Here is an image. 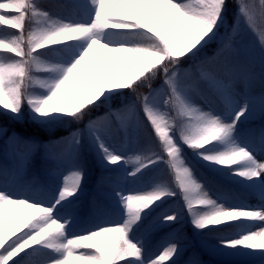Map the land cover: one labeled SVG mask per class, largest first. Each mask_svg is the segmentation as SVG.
Instances as JSON below:
<instances>
[{
  "label": "snow or ice",
  "instance_id": "snow-or-ice-1",
  "mask_svg": "<svg viewBox=\"0 0 264 264\" xmlns=\"http://www.w3.org/2000/svg\"><path fill=\"white\" fill-rule=\"evenodd\" d=\"M89 3L93 9L90 20L65 22L40 11L35 0H0V25L19 30V34L0 35V52L17 57L10 62L0 60V116L20 120L28 114L45 124L83 125L47 144L24 139L15 131L9 135V129L0 126V136L20 152L22 163L16 176L40 149L56 162L53 177L70 166L63 186L50 199L14 198L0 192V264H178L185 252L179 243H165L158 254L146 256L132 232L142 213L157 201L176 196L165 184L147 193L116 191L126 211L123 223H97L84 234H67L70 221L61 222L56 214L80 190L82 138L102 162L134 164L130 176L162 161L174 176L197 233L239 231L234 237L218 236L211 250H231L227 254L246 264H264V159H260L264 157V47L258 77L261 90L256 94L252 86L257 76L249 54L234 39L241 29L237 11L248 27L257 30L253 7L243 0L239 5L235 0ZM63 7L75 13L78 2L68 0ZM26 17L32 23L25 34ZM261 20L264 23V13ZM109 30L123 42H105L102 34ZM259 36L264 45V27ZM76 44L84 45L83 50L67 67L44 58L45 50ZM35 73L45 77L59 73V78L39 79ZM156 81H160L159 90L153 86ZM34 85L42 90L39 94L29 91ZM124 90L135 100L112 108L105 94L120 95ZM101 108H107L103 116L97 115ZM140 113L158 143H148L134 159L123 157L107 146L104 137L122 132L127 142L130 127H144ZM256 118L259 124H247L241 146L239 126ZM181 145L205 162L251 182V195L258 203H218L184 166ZM106 182L113 183V178L101 177V193ZM178 217V213L165 215L162 223H175ZM153 227L148 226L149 230ZM184 264L204 262L194 252Z\"/></svg>",
  "mask_w": 264,
  "mask_h": 264
},
{
  "label": "trees",
  "instance_id": "trees-1",
  "mask_svg": "<svg viewBox=\"0 0 264 264\" xmlns=\"http://www.w3.org/2000/svg\"><path fill=\"white\" fill-rule=\"evenodd\" d=\"M256 3V8H258L260 17L262 16V13H264V0H254ZM37 3V6H40V3L43 4V6L40 8V11H47L50 16L52 12L59 13L62 15L71 14H82L83 16H87L89 13V9L91 6L83 1V0H77L78 2V8L75 13L70 11L67 8H64L63 5H65L68 0H35ZM235 2L239 5L240 0H235ZM235 21V18H234ZM32 22L28 19V17L25 18V34L29 30V25ZM260 27H264V24L259 25ZM11 34H19V30L17 29H11L10 26L7 25H0V35H11ZM104 36L108 38V40H119L121 39L117 37L115 33H113L111 30H109L107 33H104ZM51 51L53 53V56L60 59V62H51V57L48 55H45L44 58L47 60V62L52 64H60L64 67H67L69 63H66L69 61V55L70 53L69 47H63L59 46L57 48L46 50ZM12 59H17L15 57L14 53H4L0 52V60H8L9 62ZM66 64V66H65ZM257 76V80L252 86V91L256 94H258L261 90L260 84H259V75L255 72ZM36 77L39 79H44L45 74L43 73H35ZM154 87L157 89H160V81L154 82ZM29 91L33 94H39L40 91H42L38 85H34L32 88L29 89ZM141 92H146L147 89H140ZM106 96L109 97L108 103L111 105L112 108H120L124 106L127 103L133 102L135 100V97L132 96L130 93H128L127 90H124L122 94H112V93H106ZM107 111V108H101L97 110V115L103 116L105 112ZM87 119V118H86ZM140 119L144 121V127L139 128L138 134H139V143L136 148V154L141 155L140 149L147 145L148 143H152L154 146L158 143L156 141L154 135L151 133L150 126L148 125V122L144 120L143 113H140ZM259 118L254 119L253 121H249V123L252 124H259ZM248 123V122H247ZM0 126H3L5 128L9 129V135H11L12 131H15L17 134H19L24 139L28 140H35L42 144H47L49 141H57L63 136H67L69 134V131H76L78 127H83V125H65L59 122H51L48 124L38 122L37 120H34L31 118L30 115L26 114L23 119L20 120H11L7 117L0 116ZM123 135V134H122ZM176 138L179 141V133H176ZM107 146L110 145V141L107 140L104 137ZM82 143L85 145L84 149L81 151L79 155V166L82 168L83 172V180L81 182L80 191L77 192L76 196H74V199L77 198H83L85 200V205L87 204L86 199H89L91 196V193L95 191L97 188L98 181L100 180L99 176L97 175L99 172H105L108 173L110 178L113 179H121L125 174H128V169L124 162L122 161L118 165H109L105 161H101L100 158H98L97 152L88 145V141L86 138H82ZM182 143V142H181ZM123 144L125 145V140H123ZM184 150L187 152L189 156L193 158L195 163L198 167H200L202 170H204L206 173L210 174L211 177L217 179L220 173H223L226 169L219 168L216 165L209 164L205 162L204 160L200 159L199 156L194 153L193 151L187 149L185 146L181 145ZM21 156L20 152L18 150L14 149V146L11 145L10 142H6V138L3 137L0 139V189L5 188L6 183L13 179L15 182V185L13 187V191H19L21 194H26L32 197H42V196H49L54 193V189L56 188L55 184L53 183V173L55 172L56 168V162L52 160L50 157L46 156L43 152V149H40L38 151H35L31 154L29 161L27 164H24L22 167V170L20 171V176L15 175V170L19 167H21ZM161 162L151 164L149 167H146L142 169L138 174H136L133 177H136V181L140 184H143L146 182L147 179L151 176V174L156 170V168L159 166ZM85 167V169H84ZM7 174L8 179L4 180V176ZM141 176V180L138 181V177ZM159 181L162 184L167 185L170 187L173 191L177 192L178 199L180 201V204L182 208L184 209V213L186 215L185 219V227L183 232L180 234L182 238L190 240V247L186 249V254L182 258V261L186 260L188 257V254H190L191 250L196 248L199 250L200 258L205 259V264H208L211 261H215L217 263H224V264H244V259H232L223 257L222 255H210L206 253L203 250L204 242L202 240V235L210 232L209 230H205V233H197V231L194 229L189 216L187 215V210L184 206V202L182 199V195L179 192V189L175 185L174 176L169 173L167 166L165 170H162L160 174ZM228 184H231L234 188L242 189L243 191H246L247 193H251V182L244 181L238 177H233L230 179H227L226 181ZM112 184V183H111ZM98 195H100V199L102 201V204L104 208L109 210L110 214L114 213H121L120 206L118 205L120 203L119 198L114 195H107L102 194L100 191H96ZM84 210H81L78 214L77 218L73 220V223H76L78 226H80L85 220L89 219L91 217V211L88 206L83 207Z\"/></svg>",
  "mask_w": 264,
  "mask_h": 264
},
{
  "label": "rangeland",
  "instance_id": "rangeland-1",
  "mask_svg": "<svg viewBox=\"0 0 264 264\" xmlns=\"http://www.w3.org/2000/svg\"><path fill=\"white\" fill-rule=\"evenodd\" d=\"M86 1L89 5V0H83ZM184 2H189V0H184ZM243 3L250 4L255 12V20L257 24V30L253 31L250 27L247 25L246 18H243L241 14L237 11V15L241 16V19L239 21V24L241 26L240 31H238V34L236 37H234L235 40L239 42V45L242 50L246 51L249 54V58L252 65V70L256 72L258 75L262 71V66L260 62V52L261 48L264 47V45L261 44L260 36H259V30L261 27L259 25H262L261 17L259 15L258 8H256V3L254 0H243ZM238 5V4H237ZM91 6V5H90ZM93 13L92 7L89 9V13L87 16H83L82 14H59L52 12L51 16L53 19L58 18H64L65 22L79 20V21H88L91 19V15ZM236 23V21H234ZM9 36V35H4ZM102 38L105 42L109 44H118L123 41L119 40H108L104 34H102ZM84 45L82 44H76L74 46H71V52L67 55H69V61L66 63L71 64V62L78 57L79 53L83 50ZM45 55H49L51 57V62H56L59 60L53 56L52 52H47L45 50ZM68 65V66H69ZM66 66V64H65ZM50 79H58L59 73L51 76L46 77ZM238 88H243L242 84H237ZM159 90V89H158ZM113 95L116 93H112ZM123 107V106H122ZM243 119V118H242ZM247 123L240 125L241 135L238 137V143H240L241 146H244V138H243V132L245 131V128L247 127ZM138 129L135 127H130L129 129V138L130 140L127 142V145H123L122 143V137L120 133H117L112 138H108L110 141V145L108 146L111 150H114L115 153L123 156V157H132L133 159L137 156L136 154V148L139 142V135H138ZM3 136H0V139ZM181 158L184 161V166L191 169L193 172L196 180L203 185V187L209 192L211 197L215 200H217L218 203L224 204L227 206H231L240 202H245L249 204L258 203V198L251 195V193H247L246 191H243L242 189H234L230 184L225 183L227 179L233 178L231 174L230 169H226L223 173H220L217 179L210 176V174L206 173L204 170H202L200 167L197 166L195 161L191 156L187 154V152L181 147ZM260 159H264V157H260ZM106 163V161H105ZM128 169V174H126L124 177H122L119 180H113L114 182L112 184H108L107 182L104 185L102 194H114L116 191H121L122 194H137V193H147L153 191L158 184H162L159 181L160 174L162 170L166 169V165L161 162L160 165L156 168V170L151 174L149 179L146 180L143 184H140L136 181V177L130 176L129 173L133 172L135 169L134 164H127L125 163ZM81 168V167H80ZM82 169V168H81ZM85 169V167H84ZM57 171V169L55 168ZM70 173V166L65 165L63 169H60V174L55 177L57 180V183L53 181L54 184H56V190L53 194L50 196H43L45 199H50L52 196H54L59 189L63 186L64 176L68 175ZM138 174V173H137ZM101 180V177H108V173L105 172H99L97 174ZM99 180V181H100ZM138 181L141 180V176L138 177ZM98 181V183H99ZM244 181V180H243ZM13 187V181H9L7 183V186L5 189H1L0 192H4L6 194H9L13 196L14 198H33L29 197L23 194H20L15 191L13 193L11 191ZM97 189L91 193V196L89 199H86V205L85 200L83 198H77L74 199V197L70 198L71 203L65 202V207L60 210L59 213L56 214L57 218L61 220V222H64L65 220L70 221L68 228H67V234L69 236L72 235H80L84 234L85 231L90 228L92 225L97 223H123V221L127 218L126 217V211L121 206V203H119L121 213H114L110 214L106 208H104L102 201L100 199V195L96 193L98 190V184ZM81 192V190H79ZM236 192V193H234ZM101 193V191H100ZM95 200V204L93 201ZM88 206L91 211V217L87 220H85L80 226H76V223L71 222V220H75L78 214L81 210H84L83 207ZM173 213H178L179 217L175 223L171 224H163L162 218L165 215H171ZM186 215L184 213V209L182 208L180 201L177 198V194L175 197H165L161 201H157L155 204H153L149 209H147L144 213L141 214V222H139V225L133 226V234L134 239L139 240L142 243L145 255L148 256L150 254L156 253L158 254V249L162 250V247L165 243L168 242H177L182 247L186 248L190 244V240L182 238L180 234L183 232L185 227V218ZM154 225L155 227L151 228L149 230L148 226ZM171 233V235H169ZM239 234V231L236 229L229 230L227 233H223L222 231H210L206 234L202 235V240L204 242L203 250L206 253L222 256H227L228 258L232 259H238L240 257H235L230 254H227L231 250H226L222 253H215L211 249L216 244V238L220 235H230V236H236ZM192 253L187 257L186 260L182 261L180 257L178 264H184L185 261H188L190 257H192L193 253H197L200 256L199 250L192 249ZM185 255V252L184 254ZM205 264V259L200 258ZM209 264H224V263H217L215 261H211ZM246 264V262H244ZM258 264V261H257Z\"/></svg>",
  "mask_w": 264,
  "mask_h": 264
}]
</instances>
